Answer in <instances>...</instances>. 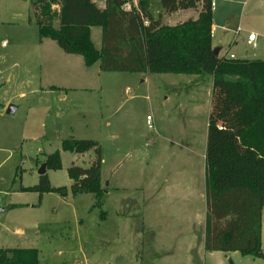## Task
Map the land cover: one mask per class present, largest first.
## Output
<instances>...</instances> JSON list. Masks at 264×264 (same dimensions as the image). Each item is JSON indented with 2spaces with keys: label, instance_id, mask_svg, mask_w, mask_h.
Masks as SVG:
<instances>
[{
  "label": "rangeland",
  "instance_id": "1",
  "mask_svg": "<svg viewBox=\"0 0 264 264\" xmlns=\"http://www.w3.org/2000/svg\"><path fill=\"white\" fill-rule=\"evenodd\" d=\"M239 1L228 23L222 7L219 17L214 7L212 43L221 52L264 60V0ZM149 6L155 16L161 12L159 0ZM29 12L28 0H0V247L36 248L39 264H264L239 252L204 260L194 251L187 259L180 247L193 229L186 216L192 208L203 214L204 200L198 196L187 211L162 203L159 209L140 189L147 181L154 193L155 180L193 178L203 190L211 76L99 71L97 62L86 66L82 56L40 39ZM236 25L243 31L235 38ZM250 30L256 46L245 43ZM90 39L100 45L101 27H90ZM9 105L16 109L6 113ZM68 137L100 144V207L92 194L68 189L67 168L86 167L93 155L62 151ZM55 150L61 168L46 173L51 185L67 187L66 196L22 190L38 182L37 170ZM261 248L264 253V215Z\"/></svg>",
  "mask_w": 264,
  "mask_h": 264
},
{
  "label": "trees",
  "instance_id": "2",
  "mask_svg": "<svg viewBox=\"0 0 264 264\" xmlns=\"http://www.w3.org/2000/svg\"><path fill=\"white\" fill-rule=\"evenodd\" d=\"M29 20L39 38H48L66 54L80 55L102 72L209 75L212 79L204 153L205 251L239 252L264 259V60L231 58L213 52L210 0H159L165 14L193 9L195 18L174 25L152 14L150 0H28ZM101 27L100 46L90 27ZM62 151H93L88 166L71 164L72 194H92L100 207L101 147L92 139L68 137ZM46 169L61 168L59 150L45 155ZM39 194L66 196V186L50 184L47 173L22 187ZM0 264H39L33 247H0Z\"/></svg>",
  "mask_w": 264,
  "mask_h": 264
},
{
  "label": "crops",
  "instance_id": "3",
  "mask_svg": "<svg viewBox=\"0 0 264 264\" xmlns=\"http://www.w3.org/2000/svg\"><path fill=\"white\" fill-rule=\"evenodd\" d=\"M94 1L100 7L103 6V4H104V0H94ZM134 1H135V3H133V0H130V2L126 3L125 5L130 4L129 7H131L132 5L136 6L137 0H134ZM217 2H218V4H217ZM239 2H240L239 0H217L214 7L216 8L217 6H219L220 12H219L218 17L222 16L221 15V7H222V11L224 13V20L223 19L222 20L225 21V23H228L230 20L233 19V18L230 19V15H231V9L230 8H231L232 4L233 3H239ZM245 2H246V0H243L242 4L244 5ZM214 7L212 8V27H214V31L211 34V38H213V34L216 31L214 20H216L215 17H216L217 11ZM160 10H161V12H159V14L161 15V22H162V24H166V25H174L176 23L183 22L189 18H195L198 14L197 11L193 10V9L178 10V11L172 12L170 14H165L161 7H160ZM182 12H184V13H182ZM152 14H153V12H152ZM171 15H175V17L172 18L174 20L170 21L168 23L164 22L163 19L166 18V16H171ZM238 26L240 27L241 30L239 32H235V29ZM232 31L234 33V37L236 38L240 34V32L243 31V28H241L240 25H236V27L234 29H232ZM245 33L248 34V33H255V32L253 30H250L249 32H245ZM244 38H245V43H247V40H246L247 38L245 36H244ZM235 40H234V44L236 43ZM211 43H212V41H211ZM216 45H220V44H216ZM99 46L97 48H99ZM212 47H214L213 43H212ZM218 47L220 48V52H219L220 55H224V56L229 57L230 54H233V58L245 57V56L238 57V56H236V54H234L232 52H230V53L227 51L221 52V47L220 46H218ZM73 55H75V54H73ZM247 59H249V58H247ZM70 60L76 61L77 59L75 57H70ZM146 73L147 72H144V74H146ZM60 89H72V87H65L64 86V87H60ZM66 93H67L66 91H63L61 97L64 98ZM0 105H2V104H0ZM4 107H6V104H4L2 106V109H4ZM15 109L16 108H14V110ZM1 114H3L2 111H0V117H2ZM92 156L93 155L90 156L87 154V158L89 157L87 163L90 161ZM189 179H190V181H188V182H185V181L184 182H176V183H170L167 185H164L162 182H160V180H155L156 182L154 183V187L152 188L154 190V193L150 192V186L151 185H149L147 181L143 182V186H141L140 189H141L142 193L145 191V193H143L144 198H146L151 203V205H153L154 207L156 205H158V208H159L161 203H162V205H167V204L168 205H174L175 204V205L183 206V209H180L181 211H187L188 210L187 204L192 205V204L196 203L197 200L199 199L198 196H200V198L204 200V206H205L204 187H203V190L199 189L197 187L196 183H194L193 178H189ZM100 181H101V175H100ZM70 183H71V180H70ZM103 187H105L103 189H106L107 184L104 185ZM192 211L193 212H191L190 214H188L186 216L188 222L190 223L189 228H190V226H192V228H193L191 231V236L187 239H184V241H182V243L180 245V247L184 251V254L186 255L187 259H190V254L194 251H196L204 260L207 256H212V254H214L216 252H222V251H205L204 250L203 238H204L205 209H204L203 214H200L198 212L197 208H192ZM196 219L198 221L197 223H196ZM194 221L197 225L195 224V226L193 227ZM225 253L228 254V253H235V252H224V254ZM231 263L233 264V262H231Z\"/></svg>",
  "mask_w": 264,
  "mask_h": 264
},
{
  "label": "built area",
  "instance_id": "4",
  "mask_svg": "<svg viewBox=\"0 0 264 264\" xmlns=\"http://www.w3.org/2000/svg\"><path fill=\"white\" fill-rule=\"evenodd\" d=\"M217 0H210V6L211 8H213L215 6V3H216ZM241 29L240 27L238 26L236 29H235V32H239ZM211 34L212 32L214 31V27L211 26ZM247 43L252 45V46H255V40H256V34L255 33H248L247 34ZM229 57L233 58V54H230ZM149 117H147V125L148 127H151V123L149 121Z\"/></svg>",
  "mask_w": 264,
  "mask_h": 264
},
{
  "label": "water",
  "instance_id": "5",
  "mask_svg": "<svg viewBox=\"0 0 264 264\" xmlns=\"http://www.w3.org/2000/svg\"><path fill=\"white\" fill-rule=\"evenodd\" d=\"M214 53H218L220 48L219 47H214L213 49ZM14 110V106L9 105L8 108L6 109V113H11ZM46 172V165L45 163H42L39 167V169L37 170L38 175H42Z\"/></svg>",
  "mask_w": 264,
  "mask_h": 264
}]
</instances>
